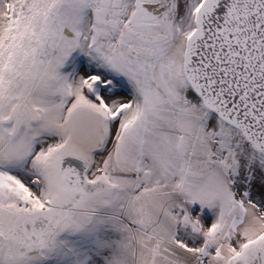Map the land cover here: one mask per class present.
Instances as JSON below:
<instances>
[{
	"label": "snow or ice",
	"instance_id": "snow-or-ice-1",
	"mask_svg": "<svg viewBox=\"0 0 264 264\" xmlns=\"http://www.w3.org/2000/svg\"><path fill=\"white\" fill-rule=\"evenodd\" d=\"M0 264H264V0H0Z\"/></svg>",
	"mask_w": 264,
	"mask_h": 264
}]
</instances>
